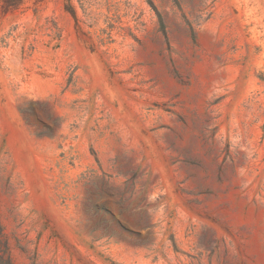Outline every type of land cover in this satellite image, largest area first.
<instances>
[{
  "label": "rangeland",
  "instance_id": "1",
  "mask_svg": "<svg viewBox=\"0 0 264 264\" xmlns=\"http://www.w3.org/2000/svg\"><path fill=\"white\" fill-rule=\"evenodd\" d=\"M0 264H264V0H0Z\"/></svg>",
  "mask_w": 264,
  "mask_h": 264
}]
</instances>
